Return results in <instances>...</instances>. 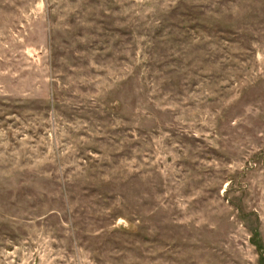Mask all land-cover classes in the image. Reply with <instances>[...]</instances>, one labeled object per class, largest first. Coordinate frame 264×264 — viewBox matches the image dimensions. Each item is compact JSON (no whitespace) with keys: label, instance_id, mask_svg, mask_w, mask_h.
<instances>
[{"label":"rangeland","instance_id":"374dc122","mask_svg":"<svg viewBox=\"0 0 264 264\" xmlns=\"http://www.w3.org/2000/svg\"><path fill=\"white\" fill-rule=\"evenodd\" d=\"M0 264H264V0H0Z\"/></svg>","mask_w":264,"mask_h":264}]
</instances>
